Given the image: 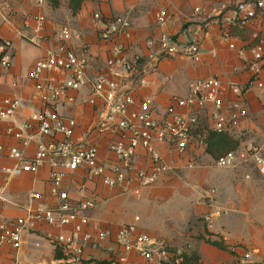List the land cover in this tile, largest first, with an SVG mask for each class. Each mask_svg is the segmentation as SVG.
<instances>
[{"label": "crops", "instance_id": "crops-1", "mask_svg": "<svg viewBox=\"0 0 264 264\" xmlns=\"http://www.w3.org/2000/svg\"><path fill=\"white\" fill-rule=\"evenodd\" d=\"M242 1L245 0H45L39 5L35 0H0V43L11 44L10 67L0 65V103L6 98L21 100L17 113L0 126V146L4 148L0 155V215L9 223L27 221L21 248L16 251L6 245L1 247L0 264H151L135 251L126 253L116 243L119 228L133 223L135 217L140 218L141 233L169 249L170 262L166 264H184L181 255H195L199 264H264V166L256 162L257 157L264 161V90L250 85L252 75L248 70L255 61L254 32L259 33L264 46V9L258 10L259 16L249 27L242 28L236 23L237 6ZM160 13L165 15L162 25L156 20ZM95 15H100V20ZM41 16L45 21L38 31L35 18ZM116 18L129 22V35L117 34L103 40L101 34ZM63 27L72 32L67 40L70 49L77 53L87 49L89 82L80 91H69L57 103V112L77 122L73 142H96L105 161L115 160L107 151V141L87 138L102 116L103 103L91 105L88 100L95 80L108 75L107 62L116 47L129 60L140 57L141 70L147 66L148 55L159 51L163 35L181 46H198L199 62L180 53L167 56L160 61L156 73L145 76L144 86L137 81L128 84L136 103L150 101L159 119L173 97L187 95L190 83L211 77L240 87V95L228 91L224 100L226 105L238 103L248 112L230 135L238 144L232 168H218L216 159L203 151H192L182 159L159 146L162 156L176 163L175 169L138 196L108 188L101 179L89 178L84 169L68 174L63 190L71 202L87 199L96 203L85 214V231L92 239L79 262H74L73 252L57 241L58 237L69 236L71 227L58 229L29 220L33 208H52L56 204L49 197L50 166L45 164L38 173H24L9 180L2 172V168L16 164L8 157L10 149H20L31 157L40 141L50 140L41 138L38 125L31 121L33 114L49 101L44 100L29 74L49 52L58 49ZM150 41L152 47L148 45ZM261 76L264 79L263 73ZM48 78L55 84L65 80L63 73L52 72L44 74L40 83ZM199 123L200 132L211 125L207 112L200 116ZM8 128L30 136L29 146L23 147L21 141L9 136ZM56 140L62 137L56 136ZM187 160L195 161L193 169L185 167ZM135 166L148 168L150 160L141 154ZM211 189L216 191L215 196L203 200V194ZM34 193H40L42 199L34 202ZM175 203L179 205L174 208L171 204ZM98 232H108L110 236L100 241Z\"/></svg>", "mask_w": 264, "mask_h": 264}, {"label": "built area", "instance_id": "built-area-1", "mask_svg": "<svg viewBox=\"0 0 264 264\" xmlns=\"http://www.w3.org/2000/svg\"><path fill=\"white\" fill-rule=\"evenodd\" d=\"M42 5L45 0H35ZM264 9L263 0H245L237 6L236 23L244 28L249 27L259 16L258 10ZM100 20V15H95ZM42 29L45 18H35ZM156 20L164 24L165 15L160 13ZM129 22L124 18H116L108 24L101 34L103 40H111L114 35H129ZM72 36L68 27H63L59 33L60 45L57 50L49 52L47 57L39 61L31 70L29 78L37 82V90L43 93L44 100L49 103L46 107L31 117V121L39 127V136L49 138L48 142L40 141L33 156L26 152L12 148L8 157L14 159L13 167H4L2 172L6 180L19 177L24 173H38L41 167L48 164L50 172L49 197L55 200L52 208L39 206L30 212L29 220L45 222L58 229L71 227L67 237H58L57 241L63 243L74 254V262L81 261L84 249L92 237L87 234V211L96 207L92 200H82L73 204L67 191L63 190V183L68 174L84 169L89 178L101 179L110 189H123L132 195L138 196L143 190L150 188L161 181L168 173L174 171L175 164L167 161L160 153L158 147L164 146L177 155L186 158L193 151L207 153L208 137L210 133L232 135L241 119L248 116L247 110L240 104L226 105L224 95L230 91L233 95H240L242 89L235 85H226L216 77L199 79L190 83L188 93L184 97H173L162 116L157 118L156 111L150 101L136 103L133 89L129 83L138 82L139 86L146 84L145 76L156 73L160 61L167 56L177 53L183 54L194 62H199V48L195 44L181 46L171 37L163 35L159 39L160 49L148 55L147 66L139 70L140 57L129 60L123 56V50L116 47L113 58L107 62V76L99 77L91 86L88 102L96 105L103 103V113L96 125L87 133V138L105 139L107 151L115 157L113 162L105 161L100 157L99 148L88 139L73 142L77 122L74 119H65L57 112V103L67 97L69 91H80L87 87L88 53L83 48L81 53L70 49L67 40ZM257 44L252 49L254 62L248 70L252 78L250 85L264 90V46L259 33H253ZM150 47L153 42L148 43ZM11 44L0 43V65L10 67L8 50ZM234 48V46H231ZM60 72L65 80L55 84L50 78L44 84L40 83L44 74ZM50 96V99L47 98ZM21 105L17 97L6 98L0 103V126L7 119L13 117ZM208 113L211 125L200 132L199 119L203 113ZM6 133L14 139L21 141L23 147H28L31 137L25 136L22 130L8 128ZM56 136L62 140L57 141ZM4 148L0 146V155ZM145 154L150 160V166L139 169L135 166L137 157ZM260 166H264L261 158H256ZM236 154L229 153L216 161V166L222 169L234 167ZM185 167L193 169L195 161L187 160ZM264 167L262 168L263 171ZM83 191V189H82ZM216 191H206L202 198L212 200ZM40 193L32 194L34 202L42 199ZM140 218L135 217L133 223L122 225L116 236V243L121 245L125 252L135 251L142 259L151 264H166L170 262L169 250L152 237L139 230ZM27 221L17 220L9 223L0 215V248L4 245L13 250L22 246V235ZM110 236L108 232H98L100 241ZM15 264H49L41 262H16Z\"/></svg>", "mask_w": 264, "mask_h": 264}, {"label": "trees", "instance_id": "trees-1", "mask_svg": "<svg viewBox=\"0 0 264 264\" xmlns=\"http://www.w3.org/2000/svg\"><path fill=\"white\" fill-rule=\"evenodd\" d=\"M238 149V144L229 135L210 133L208 137L207 153L212 155L216 160L232 153ZM184 264H199V258L195 255H181Z\"/></svg>", "mask_w": 264, "mask_h": 264}, {"label": "rangeland", "instance_id": "rangeland-1", "mask_svg": "<svg viewBox=\"0 0 264 264\" xmlns=\"http://www.w3.org/2000/svg\"><path fill=\"white\" fill-rule=\"evenodd\" d=\"M217 161V160H216ZM178 201V200H177ZM177 205H179V203H175L174 205H172L171 204V206H173L174 208L177 206ZM164 214V212L162 213V215ZM175 222H177V221H175ZM168 249V248H167ZM169 250V249H168Z\"/></svg>", "mask_w": 264, "mask_h": 264}]
</instances>
